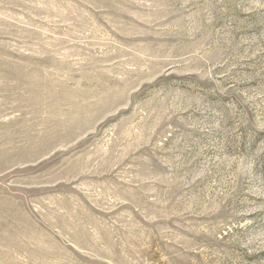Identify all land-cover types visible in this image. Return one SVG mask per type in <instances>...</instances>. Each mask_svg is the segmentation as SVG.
Here are the masks:
<instances>
[{
  "label": "rangeland",
  "instance_id": "1",
  "mask_svg": "<svg viewBox=\"0 0 264 264\" xmlns=\"http://www.w3.org/2000/svg\"><path fill=\"white\" fill-rule=\"evenodd\" d=\"M0 264H264V0H0Z\"/></svg>",
  "mask_w": 264,
  "mask_h": 264
}]
</instances>
